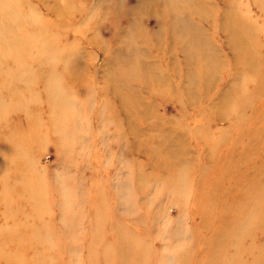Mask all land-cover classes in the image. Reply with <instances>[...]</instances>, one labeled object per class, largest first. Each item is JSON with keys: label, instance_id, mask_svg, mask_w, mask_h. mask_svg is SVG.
Returning a JSON list of instances; mask_svg holds the SVG:
<instances>
[{"label": "rangeland", "instance_id": "374dc122", "mask_svg": "<svg viewBox=\"0 0 264 264\" xmlns=\"http://www.w3.org/2000/svg\"><path fill=\"white\" fill-rule=\"evenodd\" d=\"M60 1L66 10L61 19L50 10L56 0H46L48 9L32 3L40 25L56 33L44 38L53 53L61 52L48 63L59 78H51L44 91L46 71L35 70L36 101L30 92L0 83V89L14 92L7 100L11 107L0 114V264H213V234L226 221L240 229L233 236L236 242L226 241L229 264H264V91L253 93L255 79L244 84L243 79L225 77L221 50L227 49L213 34L226 23L221 12L231 0L197 4L198 10L218 15L214 21L205 17L207 25H202L206 36L213 37V61L207 58L211 93L202 105L183 104L179 95L185 86L200 87L199 64L181 68L173 59L172 70L162 61L163 54L170 59L175 54L164 48L168 29L157 14L159 3L98 0L93 10L96 0ZM233 1H242L257 24L262 23L264 0ZM82 9L86 14L77 21ZM128 19L140 23L135 33L127 29ZM33 29L23 35H32ZM149 30L158 36L160 51L142 42L132 45L129 34L144 41ZM223 33L220 29L221 39ZM257 41L264 56V36ZM124 49L130 60L147 61L154 74L149 80L157 83L142 87L145 93L130 92L121 102L105 88L110 67L123 66L125 56L119 52ZM0 50L14 53L2 46ZM2 57L3 68L11 70L10 54ZM230 84L244 87V94L220 117L212 105ZM67 101L75 141L57 140L52 132L51 120L64 119ZM55 102L61 103L59 108ZM233 133L242 136L238 143H230ZM209 134L213 146L206 139ZM246 154L255 156L244 160ZM226 162L232 173L224 175L220 168ZM213 199L220 203L215 209ZM258 201L261 207L256 209ZM131 247L137 250L134 257L128 254ZM223 252L219 264L227 263Z\"/></svg>", "mask_w": 264, "mask_h": 264}, {"label": "bare ground", "instance_id": "6f19581e", "mask_svg": "<svg viewBox=\"0 0 264 264\" xmlns=\"http://www.w3.org/2000/svg\"><path fill=\"white\" fill-rule=\"evenodd\" d=\"M143 1L145 0H141L142 3ZM205 1L213 2L212 0H157V1L153 0V2L159 3V5L157 4V8L159 9V11L157 12L158 16L162 17L163 21L164 18L165 21H167V23L166 22L164 23L166 24L168 29V31L165 32V37L168 45L165 41L164 48L166 50L168 49V52L163 51L162 53L166 52L169 55L172 52L173 54H175L172 59L166 57L163 54L162 61L164 60L163 62L167 64L166 67L169 69L172 68L173 70L174 65L172 64L171 61L175 59L176 61L175 63H177L178 67L180 66L181 68H183L184 66L186 68V66H189V64L194 63L195 65L198 63L199 64L198 67L199 68L201 67L202 70L201 73L202 81L200 82V87L197 89V88H192L190 86L189 87L185 86L182 88V92L179 93L180 96L182 95L183 104L186 105L191 104L193 102H195V104L199 102L202 105L203 100L208 99L211 93V91L208 89V87L211 86L210 80L208 78L211 73L207 74V71H210L211 69H210V65L207 64L208 61L207 58L212 57L210 62L213 61L212 44L210 45L209 43L213 41V37L211 36L212 38L210 39L206 36V33L203 30L202 25L205 26L207 25V22L204 19L205 17L207 18V16H209L213 20V17L218 15H215L213 10H212L213 13L209 12L208 10L207 11L206 10L203 11L201 9L198 10L199 6L197 4L200 3V5L201 4L206 5ZM33 2H36L38 4L40 3L46 9L49 8L48 5H46V0H0V46L4 48H8L9 50L14 52V53L2 52L0 50V57L2 58L0 59V74H1L0 79L1 78L3 79L0 80V83L4 82V85L11 86L12 87L11 90L14 89L13 87H17V86L21 89H24V91L26 90V93L30 92V98H32L33 100L35 99L34 101H36L37 98L35 97V95H37V93L35 89L39 90V86L35 85L33 81L35 79V75H34L35 70L38 72L46 71V75H44L45 80L43 85L45 87L44 91L49 90L47 85L50 83L51 78H55L57 76L55 72L58 71L55 70L54 68H49L48 63L54 59L55 60L58 59V57H60L61 55V52L58 50L55 53H53L49 48H47L48 46L47 44L49 40H47L44 37L45 36L49 37L50 35L51 36L54 35V37H56V33H54V31L51 32V29L46 28L44 25L42 24L40 25L39 21L36 19L33 10L34 9V6L32 4ZM60 2H61L60 0L58 1L56 0V2L53 3L54 5H52V7L50 8L52 13L54 15H57L59 19H61L62 16H64V14L66 13L64 6H62ZM254 2L259 3L260 0H254ZM148 3L149 2H147L146 4ZM96 6L98 8V0H96L93 10H95ZM245 8L247 7L244 6L242 1L240 2L239 1L234 2L233 0H231L230 2L228 1V3L224 7L225 10L221 12L223 14L221 18L227 19V21L226 23H224L223 26L215 27L216 24H214L213 27H215L214 29L215 31L213 32V34L217 40L216 42L217 43L219 42V44H221L222 46L225 45L227 49V51H225L224 49L221 50L223 65L227 64L226 67L227 73L225 77L227 79L228 77L235 78V81L241 80V82L243 79L244 84H248V83L252 84V82L255 79V83L252 88V91L253 93L255 92L257 93L258 91L260 92L262 89L264 91V56L259 55L257 48V42H258L257 38L260 36H264V20L262 21L261 24L258 25L256 21L258 19L251 16L252 13L250 15V13ZM241 10L243 11V13ZM84 11L85 9L79 11L80 16L79 18L76 19L77 21L79 20L81 21L83 19L84 15L86 14V12ZM87 13L89 12L87 11ZM260 13L261 14L259 15V17L261 18V15H263L264 12L261 11ZM214 20L216 19L214 18ZM36 22L39 23V25H35ZM139 24H140L139 22L134 23V21L132 22V20L128 19L127 29L135 33ZM35 27L37 28L33 29ZM32 29L34 31L32 35L29 34H26V36L23 35L24 31L26 32L28 30L32 31ZM220 29L221 31L226 33V36L223 33L225 37L222 39L219 37ZM129 35L132 37L133 46H136L140 42L144 43L143 44L144 47L150 46L157 49L159 48L158 46H162L158 42L157 39L158 36L156 35V33L150 34V30L148 33L146 31L147 36L146 35L144 36L145 37L144 41H139L137 38H135V36L131 34ZM64 43H67V41H65ZM14 48H16L18 52L15 51ZM261 49L262 50L264 49V45L261 46L260 50ZM7 53L10 54L9 60L13 65L11 70H5L3 68L4 67L3 64H6V62L5 61L2 62L3 60L2 55ZM119 53L122 56H125L123 58V66L120 68L117 67L115 68V65L113 68L110 67L111 68L109 71L110 83L107 86L108 89L105 88V90L110 97L116 98L118 100H121V102H123L129 98L128 94L130 92L137 91L136 92L137 94L145 93L142 87L152 82L157 83V81L155 79L152 80V82L149 80L154 74L151 71H149L147 61H145L144 58L135 57L134 59L130 60L129 58H127L128 51L126 49L121 50V52ZM216 54L218 56V52ZM137 64H139V68L135 70L134 68ZM222 68L223 66L220 67L221 70ZM143 69L146 70V73L142 71ZM147 70L149 71V75H147L148 74ZM63 71L68 73V71L65 68L61 69V72ZM9 75H11V77H9ZM58 78L59 77L57 76V79ZM47 79H48V83H47ZM178 79L180 84L182 82L184 85L186 84L185 80L181 76ZM135 80L138 81L139 83L138 86L134 84ZM134 86H135V90H134ZM61 88L62 86L60 85V87H58V90H61ZM111 90H113V92H111ZM13 93L14 92L5 91L3 88L0 89V114H2L3 112L6 113L11 107L10 103H7V100L8 97L13 95ZM60 94L65 96L62 90L60 91ZM243 94H244V87H239V86L237 87L230 84V86L221 93L220 101L212 105V109L220 117H222L221 112L224 109L226 110V109L235 108L236 104L238 103L239 99L242 97ZM57 96L58 94H56V96L53 95V98L56 99ZM172 98H177V96L174 95L172 96ZM66 103H68L67 104L68 106H64V104L62 106H64L63 111L67 115H65L64 119L61 121L52 118L51 120L52 121L51 124L53 128L52 132L57 137V140L64 139L66 141H70L73 138L72 141H75L76 140L75 131L73 130V132L70 133V129H71L70 121L72 120V118L70 119V115L68 114V112H70V109H72V106H70L71 102L67 101ZM60 105L61 103L59 104L58 102H55V107L59 108ZM117 105H119V103H117ZM23 107H25V105ZM118 108L120 111L122 110L120 109V107ZM254 124L255 123L253 122L250 125L253 127ZM34 127L36 128V126ZM37 127H40V125H38ZM35 133L36 130H34V134ZM57 134H59V136H57ZM256 134H258V131H256ZM37 137L40 138L41 135H38ZM241 138L242 136L239 133H233L230 143L231 142L238 143L241 140ZM206 139L209 142V145L212 146L214 145L213 143V141L215 140L214 136L209 134ZM252 153H254V151ZM228 156L232 158L238 157V159L241 158V155L236 156L235 154L232 153H230ZM254 156L255 155L247 156L246 154L244 160L247 157H254ZM249 161L250 160H248V162ZM243 164L244 163H242L241 167L239 166L237 170V172L239 171L240 174H243V170H244ZM224 165H225L224 168L222 167L220 168L221 170L223 169L224 175L232 173L228 171V169L231 170L229 166L230 162H226ZM249 170L252 171V169ZM216 205H220V203H217V199H213L210 206L213 209H215L218 207V206L216 207ZM225 205L227 204L225 203L224 206ZM260 207H261V203H259L258 201L256 203V209L257 208L259 209ZM227 216L230 215L227 214ZM217 218L219 219L220 215H218ZM231 220H232L231 223H234L233 217ZM222 222H224L223 218H222ZM205 223L207 225L205 226L209 228L208 226L209 223L207 221H205ZM234 225L238 227L237 224L234 223L233 226ZM217 226L218 229L213 234V236H215V239L217 241L216 240L214 241L213 244L215 248L211 250L213 256L216 254L215 255L216 260H214L213 264H219L217 262L219 260L218 255L223 250H224L223 257L226 254V256L224 257V259L227 261L226 264H229L231 248L226 241L230 243L236 242L237 239L233 238V236L238 229L231 227V225L228 226L227 221L222 225V227L219 225ZM239 230L237 231L238 233ZM219 242L220 243L222 242L224 246H221ZM135 253H137V250L133 249L132 247L130 250H128V254L132 255L133 257L135 256ZM188 260H190V257L188 258Z\"/></svg>", "mask_w": 264, "mask_h": 264}]
</instances>
